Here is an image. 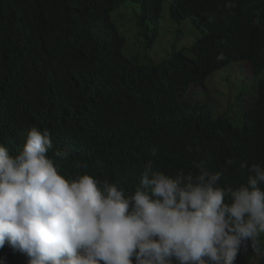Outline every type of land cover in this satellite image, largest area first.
Here are the masks:
<instances>
[{
    "label": "trees",
    "instance_id": "16d2710c",
    "mask_svg": "<svg viewBox=\"0 0 264 264\" xmlns=\"http://www.w3.org/2000/svg\"><path fill=\"white\" fill-rule=\"evenodd\" d=\"M127 1L0 0V144L15 155L30 127L48 128L55 148L71 146L73 160L87 166L62 162L66 178L86 171L128 195L150 159L166 174H195L200 162L215 171L227 157L264 163V0H233L231 9L227 0H170V19H190L202 34L158 63L123 53L111 13ZM131 1L140 7L138 25H151V47L163 0ZM231 64L252 83L235 124L186 98L193 84ZM246 177L233 166L221 183ZM254 258L249 247L235 264Z\"/></svg>",
    "mask_w": 264,
    "mask_h": 264
},
{
    "label": "clouds",
    "instance_id": "9594fccd",
    "mask_svg": "<svg viewBox=\"0 0 264 264\" xmlns=\"http://www.w3.org/2000/svg\"><path fill=\"white\" fill-rule=\"evenodd\" d=\"M73 156L37 126L15 155L0 144V264H235L249 247L264 260V163L166 174L150 159L128 195L86 171L66 178L62 162L87 167ZM233 166L246 180L222 184Z\"/></svg>",
    "mask_w": 264,
    "mask_h": 264
},
{
    "label": "rangeland",
    "instance_id": "374dc122",
    "mask_svg": "<svg viewBox=\"0 0 264 264\" xmlns=\"http://www.w3.org/2000/svg\"><path fill=\"white\" fill-rule=\"evenodd\" d=\"M169 4L170 0H163L158 35L151 47L147 46L146 37L147 26L151 25L149 22L138 25L140 7L137 2L129 0L111 13V20L125 38L124 54L137 57L141 63H158L170 57L173 51L191 46L201 36L202 32L194 26L192 20L180 23L172 21L169 17ZM240 67V64H231L210 74L203 84H193L186 98L194 103L207 102L214 115L224 114L234 124L238 123L239 109L249 94L247 84H252ZM250 264H257V258Z\"/></svg>",
    "mask_w": 264,
    "mask_h": 264
}]
</instances>
